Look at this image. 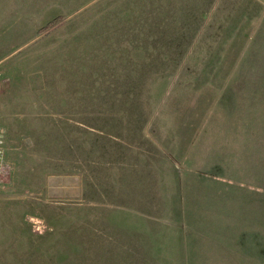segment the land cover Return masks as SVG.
Instances as JSON below:
<instances>
[{
  "label": "rangeland",
  "instance_id": "374dc122",
  "mask_svg": "<svg viewBox=\"0 0 264 264\" xmlns=\"http://www.w3.org/2000/svg\"><path fill=\"white\" fill-rule=\"evenodd\" d=\"M223 250L264 261V0H0V264Z\"/></svg>",
  "mask_w": 264,
  "mask_h": 264
},
{
  "label": "crops",
  "instance_id": "0c3cea01",
  "mask_svg": "<svg viewBox=\"0 0 264 264\" xmlns=\"http://www.w3.org/2000/svg\"><path fill=\"white\" fill-rule=\"evenodd\" d=\"M241 202H239L240 204ZM233 253L235 252H231L229 250H223L222 252H220V254L218 255V257L213 260L211 263L212 264H234V263H229V261L231 260V256L233 255ZM241 253H235V256H239ZM255 262V263H254ZM254 262H252L251 264H264V261L262 260H258V258L254 259ZM239 264V263H237ZM242 264V263H241Z\"/></svg>",
  "mask_w": 264,
  "mask_h": 264
},
{
  "label": "trees",
  "instance_id": "16d2710c",
  "mask_svg": "<svg viewBox=\"0 0 264 264\" xmlns=\"http://www.w3.org/2000/svg\"><path fill=\"white\" fill-rule=\"evenodd\" d=\"M59 18H60V17H54V18H52V19H51L50 21H48V23H47L46 25H44L40 30H41V31H42V30L46 31V30H48V29L54 27L55 25L59 24V21H61V20H59ZM61 19H62V18H61Z\"/></svg>",
  "mask_w": 264,
  "mask_h": 264
}]
</instances>
